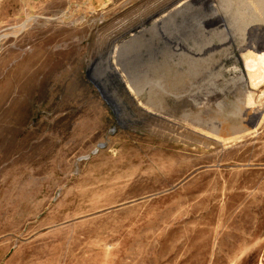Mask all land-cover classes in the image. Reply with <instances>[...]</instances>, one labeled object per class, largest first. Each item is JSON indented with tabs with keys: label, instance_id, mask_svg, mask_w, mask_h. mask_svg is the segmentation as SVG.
Wrapping results in <instances>:
<instances>
[{
	"label": "rangeland",
	"instance_id": "rangeland-1",
	"mask_svg": "<svg viewBox=\"0 0 264 264\" xmlns=\"http://www.w3.org/2000/svg\"><path fill=\"white\" fill-rule=\"evenodd\" d=\"M212 4L0 0V264H264V11Z\"/></svg>",
	"mask_w": 264,
	"mask_h": 264
},
{
	"label": "bare ground",
	"instance_id": "bare-ground-1",
	"mask_svg": "<svg viewBox=\"0 0 264 264\" xmlns=\"http://www.w3.org/2000/svg\"><path fill=\"white\" fill-rule=\"evenodd\" d=\"M200 2L202 3V5H205V6L209 5L210 10L215 11V6H213V4H212L213 0H207V1L206 0H200ZM257 5L259 6V8H261V10L263 9V11H264V0H257ZM216 18H218V14L216 12L213 13L209 17V19H216ZM262 33H264V30H262ZM168 41L175 42V37H169ZM233 41H234L233 39H229L227 42L232 43ZM263 41H264V38H263ZM217 46L218 45L215 44L214 46H211V47H217ZM211 47H209V48H211ZM247 66H248V68L251 67L250 69H252L253 67H258L264 71V52H260L258 57L252 61L251 65H247Z\"/></svg>",
	"mask_w": 264,
	"mask_h": 264
}]
</instances>
